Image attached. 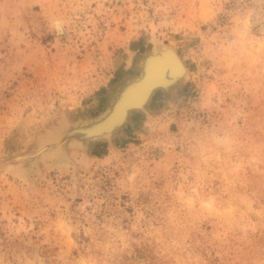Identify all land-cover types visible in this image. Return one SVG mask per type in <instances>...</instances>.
Here are the masks:
<instances>
[{"label":"rangeland","instance_id":"374dc122","mask_svg":"<svg viewBox=\"0 0 264 264\" xmlns=\"http://www.w3.org/2000/svg\"><path fill=\"white\" fill-rule=\"evenodd\" d=\"M155 46L186 75L63 143ZM0 264H264V0H0Z\"/></svg>","mask_w":264,"mask_h":264},{"label":"water","instance_id":"95a60500","mask_svg":"<svg viewBox=\"0 0 264 264\" xmlns=\"http://www.w3.org/2000/svg\"><path fill=\"white\" fill-rule=\"evenodd\" d=\"M171 56L174 61L167 63L165 58ZM176 60V62H175ZM141 75L125 83L112 99L110 107L97 119H91L81 125H73L66 133L63 143L72 141L88 142L94 138L114 133L129 120L130 113L135 110H145L151 95L157 89H169L181 80L187 69L177 52L171 47L155 46L141 60ZM179 73L172 74V67ZM185 74V75H184ZM135 89H137L135 91ZM135 91V93H134ZM121 112V118L113 120L112 116Z\"/></svg>","mask_w":264,"mask_h":264},{"label":"bare ground","instance_id":"6f19581e","mask_svg":"<svg viewBox=\"0 0 264 264\" xmlns=\"http://www.w3.org/2000/svg\"><path fill=\"white\" fill-rule=\"evenodd\" d=\"M58 26L60 25L59 23H56ZM56 25V26H57ZM164 61L165 62H167V63H170V62H172V61H174L173 60V58L171 57V56H169V57H167V58H165L164 59ZM175 62H176V60H175ZM178 68L176 69L175 67H172V74H175L176 75V73H179L180 72V70H181V66H180V64L177 66ZM182 71V73H184L183 72V70H181ZM185 75V74H184ZM137 89H135V91H136ZM135 91H134V93H135ZM121 112H118V114H115V115H113L112 116V119L113 120H118L119 118H121L120 116H121V114H120Z\"/></svg>","mask_w":264,"mask_h":264}]
</instances>
